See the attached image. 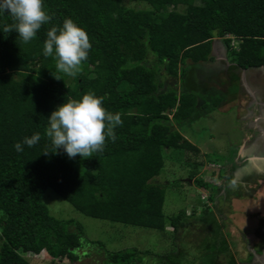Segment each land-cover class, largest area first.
<instances>
[{"label": "trees", "instance_id": "16d2710c", "mask_svg": "<svg viewBox=\"0 0 264 264\" xmlns=\"http://www.w3.org/2000/svg\"><path fill=\"white\" fill-rule=\"evenodd\" d=\"M217 38L238 68L264 66V0H0V264H34L25 254L42 253L77 262L80 252L149 264L153 251H110L80 222L53 216L48 188L84 215L126 226L176 234L193 217L215 233L199 263L238 264L212 209L166 217V192L153 182L168 151L182 150L189 178L211 199L218 190L195 178L191 154L201 151L180 131L226 97L201 98L191 86V68L212 58ZM60 108L78 128L57 131ZM183 255L156 254L154 264Z\"/></svg>", "mask_w": 264, "mask_h": 264}, {"label": "rangeland", "instance_id": "374dc122", "mask_svg": "<svg viewBox=\"0 0 264 264\" xmlns=\"http://www.w3.org/2000/svg\"><path fill=\"white\" fill-rule=\"evenodd\" d=\"M129 5L137 9H149V6L145 3L131 2ZM178 11L183 12V10ZM230 38H232V47L238 49L240 40L235 37ZM214 47L216 50L215 55L209 61L191 68V86L201 98L205 96V93L213 90H215L213 94L215 96H218V92L221 93L223 90L226 97L216 106L211 104L213 100L210 104L202 107L200 115L195 120L182 125L180 131L201 151L197 156L191 154V159H196L201 164L197 169L195 178L212 181L218 190L215 191L213 199H211V190L200 188L194 183V180L189 178L194 171V166L185 162L186 157L182 150L168 151L166 166L161 175L155 178L153 182L163 185L166 192L164 205L166 217H171L181 210H186L188 214L196 210L197 216L200 217L203 209H212L220 224L221 231L227 239L231 256H235V254L238 256L239 253L243 254V258H237V263L250 264L252 260L247 258L248 247H254L256 243L260 242V238H264V208L257 209L259 200H256L254 209L250 208L249 200L254 197L257 188L262 187L264 189V179L250 183L249 185L254 188L252 189L254 193L248 195L249 200L246 196L247 199L242 197L235 205L233 202H227V198L222 200L219 194L220 190L226 188L229 182L235 180L231 172L235 174L234 166L239 165L240 162L235 163L231 157V144L240 139L241 126L250 120H241L250 97L247 88L243 86L241 81L246 80L256 94L264 95V93H261L264 91V66L260 69H248L243 75L242 70H238L233 63L229 50H227L222 39H215L213 49ZM178 87H180L179 81ZM54 123L56 128L59 129L57 131L61 134L71 128L79 127L74 117L61 108L54 116ZM247 132L251 140L254 136H257V129H250ZM260 181H262L261 184ZM232 186L230 189L238 188L235 184ZM211 187L214 188L215 186L211 184ZM243 192L245 193V190ZM43 202L56 218L62 220L73 219L80 222L84 227V237L86 239L100 241L110 251L138 248L153 251L155 256L156 254H168L171 251L181 250L184 255L181 257L180 264H200L201 252L208 243L207 239H213L215 235L210 225L197 222L193 217L188 220L186 227L176 234L170 227H167L165 232H161L89 217L77 211L51 188L44 192ZM233 208L240 210L241 213L233 217L232 214L230 216V211H233ZM1 213L0 211V216ZM229 231L234 234L233 237L239 238L240 242H237L239 247L236 248V243H232V237H229L228 234ZM243 239L245 241H242ZM1 242L0 240V244ZM90 247L97 248L94 245H90ZM83 254V252H80L81 258L77 262H72L66 258L52 261V258L46 253L40 255L25 254V256L34 264L103 263L104 257L101 255L94 254L89 257ZM154 256L148 257L149 264L156 262Z\"/></svg>", "mask_w": 264, "mask_h": 264}, {"label": "crops", "instance_id": "0c3cea01", "mask_svg": "<svg viewBox=\"0 0 264 264\" xmlns=\"http://www.w3.org/2000/svg\"><path fill=\"white\" fill-rule=\"evenodd\" d=\"M215 42V41H214ZM215 47L212 52V56L215 55ZM237 67V66H236ZM238 68V67H237ZM261 68V67H260ZM260 68H253V69H260ZM263 68V66H262ZM238 70H242L243 75L244 72H247L248 69H241L238 68ZM243 82V86H245L249 92V101L247 103V106L245 107L244 116L241 120H248V122L244 123V127H242L241 130V137L236 142L231 144V157L233 158L234 162H240V164L235 165V174L231 172V175H234L235 180L232 182H229L228 186L226 188H223L220 190V194L222 197V200L227 198V202H233L234 205L238 203L242 197L244 199L248 198V195L251 193L253 194L254 189L249 184L252 183L255 180H263L264 179V95L262 94H256L254 89L246 82V80L241 81ZM223 91V90H222ZM224 92V91H223ZM261 93H264L261 92ZM253 119V120H251ZM252 121V122H250ZM242 123V121H241ZM251 129H257V136H254V138L251 140V138L248 135L249 130ZM256 131V130H255ZM233 151V152H232ZM240 171L244 172L241 175ZM251 181V182H250ZM262 181H260V184ZM235 184L238 188L230 189V187ZM233 187V186H232ZM248 188L251 189L247 190ZM241 189V190H240ZM245 190V193L243 192ZM244 193V196L242 195ZM249 192V193H248ZM247 198H246V197ZM264 189L262 187L257 188L256 193L254 194V197L249 200L250 208L254 209L256 200H259L257 203V209L264 208ZM221 201V199H220ZM240 210L234 209L233 211H230V216L232 214L233 216H236L237 214H240ZM229 218V216H227ZM228 220V219H227ZM229 237H232V243H236V248L238 243L240 242L239 238L233 237V233L229 231ZM242 241H245L243 239ZM259 243L254 246L248 247L247 254L248 259L252 260V263L250 264H264V238L259 239ZM239 249V248H238ZM239 252V251H238ZM242 252V251H240ZM237 260V258H243V254H240L237 256L235 254L234 256Z\"/></svg>", "mask_w": 264, "mask_h": 264}, {"label": "flooded vegetation", "instance_id": "af4514ba", "mask_svg": "<svg viewBox=\"0 0 264 264\" xmlns=\"http://www.w3.org/2000/svg\"><path fill=\"white\" fill-rule=\"evenodd\" d=\"M241 173L240 174H242V173H244V172H242V171H240ZM243 175V174H242Z\"/></svg>", "mask_w": 264, "mask_h": 264}]
</instances>
